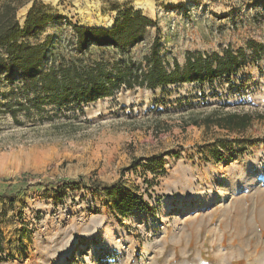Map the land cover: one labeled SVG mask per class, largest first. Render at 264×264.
<instances>
[{"label": "rangeland", "instance_id": "374dc122", "mask_svg": "<svg viewBox=\"0 0 264 264\" xmlns=\"http://www.w3.org/2000/svg\"><path fill=\"white\" fill-rule=\"evenodd\" d=\"M38 1L62 18L31 43L51 35L66 44L68 21L106 27L127 7L155 23L131 50L135 60L155 36L181 65L187 51L264 42V0ZM30 7L18 11L22 25ZM84 112L74 131H57L18 126L0 107V264H264V57L230 79L122 89ZM227 113L252 122L243 131L204 124ZM94 180L119 183L141 205L119 215L91 191ZM72 182L78 189L64 188Z\"/></svg>", "mask_w": 264, "mask_h": 264}, {"label": "trees", "instance_id": "16d2710c", "mask_svg": "<svg viewBox=\"0 0 264 264\" xmlns=\"http://www.w3.org/2000/svg\"><path fill=\"white\" fill-rule=\"evenodd\" d=\"M29 3L22 25L17 14ZM52 10L38 0H0V107L18 126L31 121L50 124L57 131H74V119L84 115L85 105L114 96L122 89L155 91L172 85L230 79L247 60L264 57V42L250 40L246 44L249 55L246 48H226L222 55L187 51L181 65L177 59L171 62L160 53V38L155 36L142 59L135 60L131 50L155 23L142 10L131 7L120 9L109 27L68 21L72 34L66 44L56 43L51 35L42 42H29L31 37L38 38L47 24L62 18ZM210 122L222 129L243 131L250 126L252 116L227 113L205 118L204 124ZM153 162L149 158V163ZM64 185L71 190L79 187L78 182ZM89 188L113 199L114 210L121 216H127L142 202L141 196L124 190L117 182L94 180ZM53 191L62 194L60 185ZM7 197L13 201V197ZM1 239L0 232V243Z\"/></svg>", "mask_w": 264, "mask_h": 264}, {"label": "bare ground", "instance_id": "6f19581e", "mask_svg": "<svg viewBox=\"0 0 264 264\" xmlns=\"http://www.w3.org/2000/svg\"><path fill=\"white\" fill-rule=\"evenodd\" d=\"M136 4H137V6H138L139 8H148V7L150 6V4L147 3V2L144 1V0H139V1L136 2ZM111 25H112V23H108V25H107L106 27H109V26H111ZM225 212H226V211H225Z\"/></svg>", "mask_w": 264, "mask_h": 264}, {"label": "crops", "instance_id": "0c3cea01", "mask_svg": "<svg viewBox=\"0 0 264 264\" xmlns=\"http://www.w3.org/2000/svg\"><path fill=\"white\" fill-rule=\"evenodd\" d=\"M3 221H4V210H3V207L0 206V222H3Z\"/></svg>", "mask_w": 264, "mask_h": 264}]
</instances>
